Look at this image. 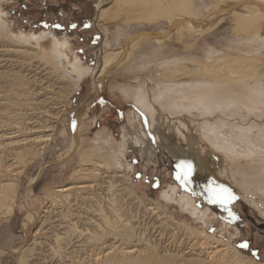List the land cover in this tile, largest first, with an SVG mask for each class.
<instances>
[{"label": "bare ground", "instance_id": "obj_1", "mask_svg": "<svg viewBox=\"0 0 264 264\" xmlns=\"http://www.w3.org/2000/svg\"><path fill=\"white\" fill-rule=\"evenodd\" d=\"M104 5H98V21L108 37L118 42V35L126 32L128 47L148 40L158 44L159 51L173 53V61L163 59L161 64L163 83L153 78L150 88L140 75L139 85L120 88L123 98L146 114L153 134L161 136L163 128H177L179 136L197 147L195 136L201 130L206 144L235 167L234 172L220 173L219 180L264 215V0H111L110 7ZM5 16L0 7V164L4 167H0V210L11 213L10 194L16 184L12 179L51 146L66 104L94 70L74 58L75 48L68 40L53 34L13 36ZM217 26L235 37L236 44L228 52L211 48L205 62H184L182 53H174L183 45V33L202 37ZM48 37L52 48L44 51L42 43ZM108 44L101 57L96 95L100 81L115 66L126 62L125 70L139 69L150 63L143 56L144 65H136L137 58L130 60L129 54L126 59L127 46ZM13 93L26 95V102ZM184 117L194 123L193 133L182 122ZM80 120L65 163L79 153ZM122 136L125 142L120 148L106 133L79 153L71 184L58 187L50 197L48 217L39 228L46 241L39 237L32 248L21 250L23 264H76L74 255L92 250L104 256L102 264H117L118 257L124 264H258L233 246L232 237L226 236L225 241L207 233L217 217L207 208H198L199 199L190 187L181 192L171 186L162 195L164 204L146 198L137 201L122 148L142 149L153 156L154 145L144 118L130 120ZM212 167L220 172L215 163ZM172 204L187 214L171 213ZM35 219L33 213L29 215L24 227ZM176 219L180 222L174 225ZM196 221L202 222V229Z\"/></svg>", "mask_w": 264, "mask_h": 264}, {"label": "rangeland", "instance_id": "obj_2", "mask_svg": "<svg viewBox=\"0 0 264 264\" xmlns=\"http://www.w3.org/2000/svg\"><path fill=\"white\" fill-rule=\"evenodd\" d=\"M100 2L105 4L104 8L111 6V0H2L0 3L1 9L6 13L5 21L13 36L18 38L22 33L36 36L53 34L68 40L75 48L74 58L81 60L87 67L94 70L76 89L66 104L65 110L57 122L56 137H54L51 146L30 162L20 177L12 179L16 183V189L14 188L10 194V204L13 205V210L11 213H8L6 209L2 210L3 212L0 210V264H23L25 262V260L20 259V251L33 247L39 241L38 238L41 237L39 228L42 226L43 220L48 217L47 213L51 205L50 197L58 187H67L71 184L70 175L79 168V153L86 151L95 142L98 135L103 136L106 133L114 136L109 138V141L112 139L114 144L117 143L114 145L115 148L116 146L122 147L125 142L122 131L128 126L130 120L141 118H144L146 123L148 134L154 145L155 155L151 156L145 153V150L138 148H135L136 150L134 148H130V150L122 148L123 151L125 150L123 160L125 158L128 166H130L127 179L133 184L131 186L137 201L146 198L164 204L162 195L171 186L172 188L178 186L181 192H186L187 187H190L191 194L197 197V200L199 199L196 202L198 208H207L213 212L214 217H217V222L207 230V233L225 241L226 236L232 237V244L240 253L258 264H264V215L249 205L228 183L219 180L222 178L220 173L225 174L228 170L235 171L231 159L224 157L222 152L215 151L212 149L213 147L207 145L209 143L201 130L195 136L199 142L197 144L199 148L192 147L183 136H179L177 128H173V132L170 128L165 127L163 128L165 130H161V136L153 134L146 114L136 104L122 96L120 88L139 85L140 75L147 79L150 88L154 86L153 78L155 80L161 78L157 84L163 83L166 77L163 75L160 77L162 73L161 64L166 59L173 61L174 58H171L173 53L169 55L163 53V50L159 51V45L148 40L143 41L144 43L142 41L136 43L137 40L128 47L127 39L129 37H126V32L118 35V42L115 37H108L104 26L98 21ZM230 32L223 26H217L207 31L202 37L183 33V45L180 47V44L178 47L180 49L174 53L176 55L182 53L184 56L181 57L185 60L181 57L180 59H183L184 62H187L188 59L205 62L206 55L211 48L220 52H228V49L236 44L234 42L235 37ZM106 41L112 48L127 46L125 48L126 59L129 54L130 60L134 57L137 58L136 65L140 63L142 58H145L143 56H147L150 63L139 69L137 66H132L125 70L126 62H122L120 66H115L103 78L104 80L100 81L101 84L98 86L100 91L96 95L97 77L103 70L101 57L106 49ZM42 44L44 45L42 50H51L52 44L49 37ZM32 47L37 48L36 44H33ZM138 51L143 52V54ZM152 59L155 60L151 61ZM13 94H17L19 100L26 102V95L19 97V93ZM161 114L165 115L164 112ZM79 119L83 122L78 131L80 134H78V138L81 141L79 153H76L65 163L64 160L70 154L68 151L74 143L75 129ZM181 120L189 126L191 133H193L192 125L194 123L192 120L188 117ZM52 162L61 164L55 165ZM182 163L191 165V175L187 180L178 178L182 175V170L178 165ZM214 163L218 165V168L220 167V172L212 167ZM245 164L243 162V165ZM1 166L3 167L0 164ZM15 168L13 167V169ZM12 175L13 172L10 175L11 178ZM221 189H227L234 197L230 203L221 204L214 199V192ZM169 208V211L176 215L187 214L181 211V206L178 204H172ZM32 213L36 219L32 225L24 227L26 218ZM176 220H173L174 225H177L179 221ZM197 224L198 229L203 228L202 222H197ZM220 233L224 239L221 238ZM49 234L51 235V231ZM49 234L45 235L49 236ZM244 244L247 247L241 246ZM12 250L13 252L18 251V254L10 253L9 251ZM92 251L74 255L76 264H99L100 262L102 264L105 262L102 258L104 256L101 255L102 257H100L97 254L99 251ZM101 251H105V249ZM117 260V264H124L122 258L118 257Z\"/></svg>", "mask_w": 264, "mask_h": 264}, {"label": "snow or ice", "instance_id": "obj_3", "mask_svg": "<svg viewBox=\"0 0 264 264\" xmlns=\"http://www.w3.org/2000/svg\"><path fill=\"white\" fill-rule=\"evenodd\" d=\"M178 167L182 170V175L178 176V178H182L187 180L191 175V165L180 164ZM214 199L219 201L221 204L230 203L234 197L227 189H221L218 192H214ZM242 247H247L246 244L241 245Z\"/></svg>", "mask_w": 264, "mask_h": 264}, {"label": "water", "instance_id": "obj_4", "mask_svg": "<svg viewBox=\"0 0 264 264\" xmlns=\"http://www.w3.org/2000/svg\"><path fill=\"white\" fill-rule=\"evenodd\" d=\"M78 124H79V122H78ZM10 253H12V252L10 251Z\"/></svg>", "mask_w": 264, "mask_h": 264}]
</instances>
